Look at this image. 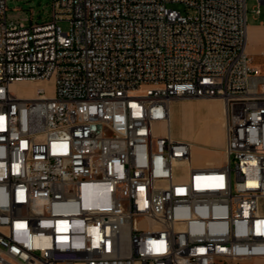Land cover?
<instances>
[{"label": "built area", "instance_id": "1", "mask_svg": "<svg viewBox=\"0 0 264 264\" xmlns=\"http://www.w3.org/2000/svg\"><path fill=\"white\" fill-rule=\"evenodd\" d=\"M6 14L0 0V264L264 258V54L256 67L245 51L246 0ZM51 80L29 99L10 90ZM175 98L222 102L219 166H195L173 137Z\"/></svg>", "mask_w": 264, "mask_h": 264}, {"label": "rangeland", "instance_id": "2", "mask_svg": "<svg viewBox=\"0 0 264 264\" xmlns=\"http://www.w3.org/2000/svg\"><path fill=\"white\" fill-rule=\"evenodd\" d=\"M52 0H6L7 19L30 25L47 21L51 13ZM254 0H246L247 13L250 14ZM173 8L182 10L180 5H173ZM59 26L62 31L68 30L66 22H60ZM54 84V81L31 84L28 82H18L11 85L10 90L17 97L29 99L33 97L37 87L49 88ZM208 99H191V98H175L173 102H188L201 101ZM216 100V99H214ZM220 104V101L217 100ZM198 103V102H197ZM220 112V111H219ZM171 116V133L174 136L187 137L192 147V163L194 165H202L210 161L213 165H219L223 160V116L220 114L218 122L214 121L211 109L209 107L196 106L189 112L184 109L170 107ZM159 133L164 132L163 127H159ZM215 135L221 139V150L212 149L209 146ZM222 159V160H221ZM261 208L264 211V200L261 201Z\"/></svg>", "mask_w": 264, "mask_h": 264}, {"label": "crops", "instance_id": "3", "mask_svg": "<svg viewBox=\"0 0 264 264\" xmlns=\"http://www.w3.org/2000/svg\"><path fill=\"white\" fill-rule=\"evenodd\" d=\"M245 51L247 55L251 58L253 65H255L256 67H261L262 57L264 54V7L263 6L260 7V13L257 16L254 15L252 11L250 14L247 13V35H246ZM171 103L172 101L170 102V107L173 108L177 107L179 109H184L189 112L196 106V104H199V106L209 107L211 109L215 124L220 119V114L222 113L223 110L222 103L220 102L219 104L218 101L214 99L201 100V101H188V102L179 101V102H173L172 105ZM173 137L178 140H182L190 143L187 137H180L174 135ZM208 142H209V146L212 149L218 151L221 150V139L219 138V136L217 137V135H215L213 141L210 142L209 140ZM205 164L213 165V163H211L210 161L205 162L202 165ZM219 165H213V166H219ZM215 264H264V258H252L237 262L219 260Z\"/></svg>", "mask_w": 264, "mask_h": 264}, {"label": "bare ground", "instance_id": "4", "mask_svg": "<svg viewBox=\"0 0 264 264\" xmlns=\"http://www.w3.org/2000/svg\"><path fill=\"white\" fill-rule=\"evenodd\" d=\"M22 82H25V81H22ZM29 83V82H28ZM31 84H33V83H31ZM11 87V86H10ZM221 102V101H220ZM222 103V102H221Z\"/></svg>", "mask_w": 264, "mask_h": 264}]
</instances>
